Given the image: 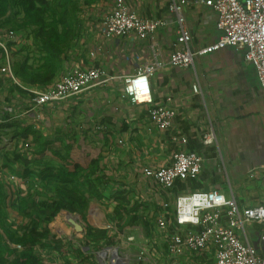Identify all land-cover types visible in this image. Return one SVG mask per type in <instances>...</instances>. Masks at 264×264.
<instances>
[{"label":"crops","instance_id":"crops-1","mask_svg":"<svg viewBox=\"0 0 264 264\" xmlns=\"http://www.w3.org/2000/svg\"><path fill=\"white\" fill-rule=\"evenodd\" d=\"M73 1L68 30L59 25L58 35L64 42L53 48L57 52L48 54L31 29L8 41L15 42L8 45L12 72L13 60L28 58V66L20 71L24 77L13 73V78L2 71L7 57L0 48V179L12 184L17 197L18 192L21 196L35 187L44 189L47 168L54 174L60 167L72 173L78 169L76 191L87 199L85 217L60 211L53 226L62 242L77 246L85 242L83 249L90 250L83 238L87 228L113 225L116 246L127 264L211 262L213 244L198 251L185 249L176 257L169 253L168 243L175 235L202 229L198 223L176 222V200L180 195L217 189L241 207L264 204V87L255 64L246 59L244 50L226 46L194 55L189 66L172 65L178 21L170 10L171 0H125L139 16L165 20L145 38L135 33H104L105 20L117 0ZM183 13L193 50L220 38L214 8L188 0ZM155 60L163 66L149 77L152 101L132 102L124 94V78ZM90 67H102L114 77L60 101L44 105L33 101L35 91L58 83L74 69ZM194 84L199 92H194ZM161 105L176 110L166 129L159 128L149 112ZM209 132L215 141L207 145L203 138ZM179 149L202 156L203 166L195 180H178L166 189L144 176L145 166L169 165ZM26 168L30 174L25 177ZM38 200L43 207L48 205L45 195ZM121 212L126 216L119 221ZM17 217L9 209L10 220ZM159 218L166 221L164 229ZM221 221L228 223L225 210ZM262 234L264 225H247L249 240L264 254ZM91 252L92 262L99 264L95 250Z\"/></svg>","mask_w":264,"mask_h":264},{"label":"built area","instance_id":"built-area-1","mask_svg":"<svg viewBox=\"0 0 264 264\" xmlns=\"http://www.w3.org/2000/svg\"><path fill=\"white\" fill-rule=\"evenodd\" d=\"M188 0H171L170 10L177 15L178 29L176 49L170 57L175 66L193 64L194 55H205L226 46L244 50L248 61L255 64L260 82L264 87V0H196L214 8L217 13V27L221 30L220 38L207 46L193 50L190 47L191 31L183 13V6ZM164 19L145 18L130 10L125 0H117L111 14L104 23L107 36H122L135 33L141 38L151 35ZM17 32L9 30L4 38H0V48L5 52L7 63L2 71L13 78L11 60L9 58L8 41H14ZM157 43L152 47L157 49ZM163 66V62L155 60L139 68L136 74L124 78V94L134 103L152 101L149 77ZM114 76L102 67L74 69L58 83L47 89L35 91L33 101L36 105L60 101L76 95L85 89L104 84ZM194 92H199L198 84L193 85ZM153 122L161 129L171 126L176 110L164 105L150 109ZM215 141L213 132L205 133L204 144ZM203 166V158L196 151L177 150L171 164L160 167L145 166L144 176L158 182L162 187L172 188L178 180H195ZM12 179H15L13 176ZM223 210L228 223L221 221ZM176 222L179 225L201 224L200 231H189L187 234L175 235L168 243L169 253L176 257L189 250H202L208 244L215 246L214 259L206 264H264V254L248 238L247 225L257 222L264 225V204L241 207L234 198H228L217 189L195 191L180 195L176 200ZM159 226L164 229L166 221L158 219ZM107 229L114 230L113 225ZM261 239L264 240V234ZM17 248H22L20 244ZM99 264H127L121 257L119 247L106 245L95 250Z\"/></svg>","mask_w":264,"mask_h":264},{"label":"trees","instance_id":"trees-1","mask_svg":"<svg viewBox=\"0 0 264 264\" xmlns=\"http://www.w3.org/2000/svg\"><path fill=\"white\" fill-rule=\"evenodd\" d=\"M71 8L75 9L73 0H0V38L9 30L22 33L31 29L34 39H42L44 50L52 53L56 51L54 47L60 48L58 42H64L59 38L58 29L62 25L63 30H68ZM14 43L9 42V47ZM13 53L18 58L17 52ZM27 60V57L13 60V73L18 78L24 77L20 71L22 66H28ZM26 170L22 173L25 177L30 174L29 168ZM78 171L72 173L69 168L60 167L54 174L52 168H47L43 191L35 187L26 195L20 196L18 192L17 197L12 184L7 179H0V264H83L85 260L91 263L92 250L117 245L118 234L109 229L87 228L83 238L89 243L90 250L83 249L85 242H81V246L62 242L54 232L53 222L62 209L79 212L85 217L87 199L76 191ZM40 195L47 197V206L43 207L39 202ZM9 209L21 217L19 222L10 220ZM117 216L120 221L126 215L121 212ZM16 244L22 248L13 246ZM74 252L80 261L75 260Z\"/></svg>","mask_w":264,"mask_h":264},{"label":"rangeland","instance_id":"rangeland-1","mask_svg":"<svg viewBox=\"0 0 264 264\" xmlns=\"http://www.w3.org/2000/svg\"><path fill=\"white\" fill-rule=\"evenodd\" d=\"M4 37H5V34H4ZM20 219H21V217L19 216V217H17V220H16V222H19L20 221ZM67 219V218H66ZM2 231V230H1ZM138 262V261H137Z\"/></svg>","mask_w":264,"mask_h":264},{"label":"water","instance_id":"water-1","mask_svg":"<svg viewBox=\"0 0 264 264\" xmlns=\"http://www.w3.org/2000/svg\"><path fill=\"white\" fill-rule=\"evenodd\" d=\"M75 222V221H74ZM78 226L81 228V225L80 224H78Z\"/></svg>","mask_w":264,"mask_h":264}]
</instances>
